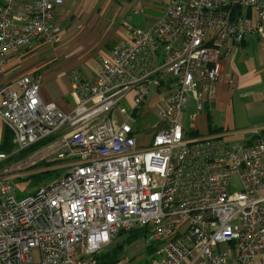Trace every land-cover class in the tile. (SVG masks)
I'll return each instance as SVG.
<instances>
[{"label":"built area","instance_id":"built-area-1","mask_svg":"<svg viewBox=\"0 0 264 264\" xmlns=\"http://www.w3.org/2000/svg\"><path fill=\"white\" fill-rule=\"evenodd\" d=\"M160 1L153 26L101 57L72 111L42 101L28 76L20 94L0 89L14 145L0 153V264H97L103 246L130 231L146 233L150 264H264V141L245 144L255 129L197 132L222 54L263 35L264 0ZM15 3L1 0L0 74L7 53L52 39L63 0H32L28 16H16ZM161 92L159 128L139 143L131 115ZM56 170L13 196L12 180Z\"/></svg>","mask_w":264,"mask_h":264},{"label":"crops","instance_id":"crops-1","mask_svg":"<svg viewBox=\"0 0 264 264\" xmlns=\"http://www.w3.org/2000/svg\"><path fill=\"white\" fill-rule=\"evenodd\" d=\"M114 1L118 2L63 0L62 5L54 11L55 32L52 39L30 43L17 53L10 54L3 64L0 88L8 87L21 93L19 80L29 76L38 83L42 101L54 103L63 113L72 111L79 100V93L82 94L96 79L101 57L108 55L121 41L110 34V31L122 25L114 16L121 18L126 9L141 8L142 13L134 12V15L141 16L138 26L149 29L160 15L163 4L159 2V6H154L156 0H123L118 4ZM31 2L16 0L15 15L28 16ZM111 9H115L114 16L108 11ZM220 65V75L214 84V97L198 116L197 132L202 134L199 119L204 116L207 124L205 134L249 132L255 129L257 134L247 133L250 134L248 139L245 134V144L264 141V31L259 38L247 35L236 52L223 53ZM49 86L54 87L55 93L50 92ZM185 125L190 127L187 120ZM122 235L125 236L123 244L132 243H127L125 232L117 236ZM140 239L146 242V236Z\"/></svg>","mask_w":264,"mask_h":264},{"label":"rangeland","instance_id":"rangeland-1","mask_svg":"<svg viewBox=\"0 0 264 264\" xmlns=\"http://www.w3.org/2000/svg\"><path fill=\"white\" fill-rule=\"evenodd\" d=\"M120 1H123V0H118V2L116 1L114 2L118 4ZM159 2L161 3L160 0H156L154 6H159ZM110 6H112V4ZM134 10L135 9H126L121 18L114 16L115 9L108 10L110 14L116 17L120 21V23L123 25V26L120 25L115 30L110 31L112 38L116 40H121V41L125 40L128 38V33H127L128 29L132 30L134 28H140L138 24L139 22H141V16L134 15ZM63 28H65V26H63ZM9 55L10 54L7 53L4 59H6ZM1 74H2V71H1ZM22 78L23 77H21V79ZM33 81L36 82L34 79ZM2 88H8V87H2ZM49 90L50 92L55 93L54 87L52 88V86H49ZM167 96L168 95L164 94V92L157 93L156 95H152L151 97L148 98L146 103H144V105L141 107V110L137 114L138 120H136L135 117L130 119L129 121L130 124H132L133 127L135 126V132L137 135L136 137H137L138 142L140 143L148 142L149 135L158 129L157 125L159 124V120H160L158 116V110L160 107H163L164 101L166 100ZM194 113H195L194 107L192 106V103L190 102L187 110L182 115L181 124L185 125V121L188 119L189 115H192ZM199 122H200V132L205 135L207 131L206 130L207 124H206L204 116L200 117ZM2 124L3 123L0 120V143H1L2 135L5 131L4 128H6ZM249 136L250 134H246L247 139ZM58 164L59 163L56 161L52 162L53 166H58ZM39 165H42V163H40ZM59 171L64 172V170L62 171L59 170ZM46 182L47 181H44V183ZM12 185L14 186V189H15L13 196L15 197L16 200L25 198L26 196L31 194L35 190L36 187H38V186L35 187L32 181L30 179H27V177L12 180ZM122 239L124 240L125 236L123 235L121 237L116 236L111 241L109 246H103L102 253L107 254V253L113 252V250L116 251V249H113L114 246H116L114 244L121 242L119 244L122 245V248L120 250H117L119 253V256L116 257L117 261L114 264H150V259L154 256V255L151 256V252H149V250L152 247V243H148L147 241L143 242L142 239H139V240L133 241L131 244L126 245V244H123ZM128 239L130 240L131 238H128ZM117 246L119 245L117 244ZM141 249H144V250H141Z\"/></svg>","mask_w":264,"mask_h":264},{"label":"trees","instance_id":"trees-1","mask_svg":"<svg viewBox=\"0 0 264 264\" xmlns=\"http://www.w3.org/2000/svg\"><path fill=\"white\" fill-rule=\"evenodd\" d=\"M133 117H135V119L138 120L137 114L135 112L131 115V118H133ZM157 127L159 128V126H157ZM4 130L5 131L2 135V139H1V143H0V153L9 154L14 149V145L12 144V135L10 134V132L8 130H6V129H4ZM134 130H135V126H134ZM209 132H211V131L209 130ZM32 149L33 148L29 149L28 151H25V152L18 154L13 159H19V158L25 156V154L32 151ZM39 167L40 168L46 167V165H44L42 163V165H39ZM62 174H63V172H60L59 170L53 171L52 173L43 171V172L35 174V175H30L27 177V179H30L32 181L33 185L36 187V186H39L42 183H44V181H48V180L51 181V180L57 179ZM122 233H119V234H122ZM145 236L146 235L143 231L127 232L126 237L131 238L130 240L127 238V243L133 242V241L138 240L140 238H144ZM113 249H116V251L113 250V252L107 253V254L101 253L97 257V264H114L117 261L116 257L119 256V253L117 250H120L121 247L117 246V247H114Z\"/></svg>","mask_w":264,"mask_h":264}]
</instances>
